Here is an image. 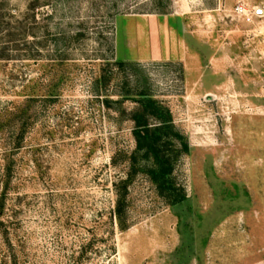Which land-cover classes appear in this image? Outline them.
Masks as SVG:
<instances>
[{"label": "rangeland", "instance_id": "1", "mask_svg": "<svg viewBox=\"0 0 264 264\" xmlns=\"http://www.w3.org/2000/svg\"><path fill=\"white\" fill-rule=\"evenodd\" d=\"M105 60L141 65L170 173ZM0 264H264V0H0Z\"/></svg>", "mask_w": 264, "mask_h": 264}, {"label": "trees", "instance_id": "2", "mask_svg": "<svg viewBox=\"0 0 264 264\" xmlns=\"http://www.w3.org/2000/svg\"><path fill=\"white\" fill-rule=\"evenodd\" d=\"M140 66L139 64L120 60H105L96 81L97 95L103 97V105L106 108L119 111L122 116H126L132 122V134L136 142V151L145 152V157H152L154 161L162 164V171L165 175L172 170V157L168 154L172 151V144L169 139L163 140V136L159 131L161 128L156 127L153 123V118H159V111L156 108L157 101L149 99L151 94L142 80L134 81L130 75L131 71L139 70ZM119 77L124 80L120 87L122 91L117 96L135 102V106L130 110L122 106H120L121 110L114 107L115 102L122 105L121 100L116 101L112 98L115 95L111 89ZM168 131H171L170 126ZM183 147L187 150L188 145L183 144ZM122 183H124V188L119 195L116 209V217L120 224L126 210L128 190V181Z\"/></svg>", "mask_w": 264, "mask_h": 264}, {"label": "built area", "instance_id": "3", "mask_svg": "<svg viewBox=\"0 0 264 264\" xmlns=\"http://www.w3.org/2000/svg\"><path fill=\"white\" fill-rule=\"evenodd\" d=\"M240 10H242V12L245 10V8L244 7H242V6H239L238 7V11H240Z\"/></svg>", "mask_w": 264, "mask_h": 264}]
</instances>
